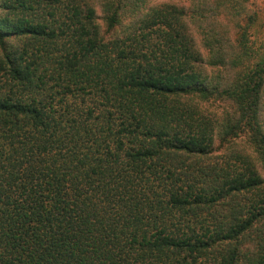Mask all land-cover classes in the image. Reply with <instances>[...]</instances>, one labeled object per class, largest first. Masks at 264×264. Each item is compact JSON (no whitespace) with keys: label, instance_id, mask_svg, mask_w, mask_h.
<instances>
[{"label":"trees","instance_id":"16d2710c","mask_svg":"<svg viewBox=\"0 0 264 264\" xmlns=\"http://www.w3.org/2000/svg\"><path fill=\"white\" fill-rule=\"evenodd\" d=\"M256 1L0 0V264H264Z\"/></svg>","mask_w":264,"mask_h":264},{"label":"rangeland","instance_id":"374dc122","mask_svg":"<svg viewBox=\"0 0 264 264\" xmlns=\"http://www.w3.org/2000/svg\"><path fill=\"white\" fill-rule=\"evenodd\" d=\"M162 1H165V0H158V2H162ZM256 2L258 4L259 10L262 11V13L264 14V0H257ZM100 26L102 30H105V26L102 22H100ZM244 146L245 145H243L242 147L245 148Z\"/></svg>","mask_w":264,"mask_h":264}]
</instances>
